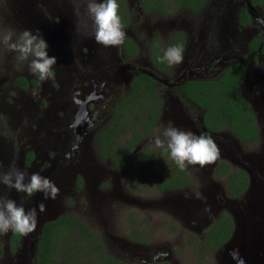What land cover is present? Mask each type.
<instances>
[{
  "label": "flooded vegetation",
  "instance_id": "1",
  "mask_svg": "<svg viewBox=\"0 0 264 264\" xmlns=\"http://www.w3.org/2000/svg\"><path fill=\"white\" fill-rule=\"evenodd\" d=\"M207 1L210 11L202 13L186 11L191 17L190 20L188 19L190 22L178 24L171 33L181 32L183 36L178 41L182 43L179 47L183 49V61L176 70L179 77L173 80L174 83L169 85L166 80H157V75L164 74L152 66L148 53L146 55L147 64L152 69V72L147 73L156 82L159 81L167 87V90L161 93L163 104L155 125L156 129L160 126H174L182 130H190L197 136H210L217 144L220 153H224L227 145L234 148L232 153H227L231 158L221 160L218 158L214 163L203 168L197 165L200 171L206 174V180L211 179V172L218 179L213 173L216 165L222 160L227 161L229 165L233 164L236 160L233 155L240 154L241 150L227 131L207 130L204 125L206 110L196 106L180 92L181 85L187 81L221 83L234 75L231 69H240L241 82L237 91L252 108L258 129L253 145L241 143L244 147L250 146L246 148L250 150L259 144L260 153L264 155V17L254 0ZM79 4L80 0H0V37L11 31L13 39H16L26 30L33 35H41L49 45L48 54L57 58V64L53 69L54 79L41 82L29 71L28 62L21 63L16 58L17 53L8 51L0 45V70L8 68L11 73L7 72L10 76H6L2 70V75L0 74V166H2L0 171L27 168L25 182L31 174L38 173L52 182L55 180L62 193H64L63 188L66 189V179L70 177L76 195L84 192L89 183L95 182V185L101 188L99 190L101 199L113 194L121 196L127 190L128 194H125L121 201H116V204L119 202L128 204L131 196L127 186L131 180L134 181L137 166H143L146 157L136 158L138 164L134 168L131 166L129 168L128 162L120 167L112 165L100 155L98 135L113 118L114 108L120 98L130 90L133 78L141 73L139 71L135 74V66L144 65L145 62L142 58H137L136 65L125 64L135 59L127 53L129 51L127 37L119 47H105L96 43L92 27L86 24L83 26L82 34L78 36L73 34L69 39L71 32L76 30L70 10L84 12ZM129 16L131 21L132 17L130 14ZM255 41L258 44L253 47ZM134 45L136 55L139 57L141 47ZM5 80H11V88L2 83ZM244 83L249 84L250 94L255 98L254 102L249 103L241 93V86ZM74 86H80L84 91L81 88L75 89ZM34 88H37L35 94L44 96L42 99L37 96L32 100L26 96L25 90ZM5 132L10 134L8 142L6 141L8 136H3ZM22 135L27 138L23 139ZM29 135L31 139L28 138ZM151 138L133 145L129 156L133 155L135 158L141 150L145 151L144 146ZM146 153L149 154V150ZM248 158L249 156L242 157L241 161L245 163H240L242 167L239 168L247 172L248 186L238 198L229 197L225 191V198L222 200L217 197V191L210 187L211 182L205 184L206 192L201 191L198 198L185 196L184 189L191 182V166L185 169L188 173L187 185L163 190L168 195L177 194L180 211L188 213L189 220L194 224L193 230L202 234L200 239L225 211L230 215L233 227L241 231L239 234L242 239L253 234L264 241V227L261 226L264 223L263 199L255 190L251 198L247 196L252 181L260 184L259 190H264V187H261L264 184L260 179L254 178L251 171H247ZM166 161L171 165L173 160L170 155H167ZM1 186L7 188L2 184ZM5 193H9L8 198L16 196V203L21 200L20 193L14 189L7 188ZM21 194L31 204L48 200L39 192L31 197L25 193ZM88 195L92 199L94 196L93 203L103 206L101 200L99 202L97 195L90 189ZM183 197H185L184 201ZM257 200L260 203V212L255 216L254 224L245 217L247 203ZM236 203L239 204L238 209L234 207ZM46 204L49 208L47 202ZM145 205L142 203L141 206ZM233 212L239 214L240 220L234 218ZM56 213L62 216L60 212ZM87 225L103 236L108 248L121 252L122 256L112 253L114 257L129 264H141V262L142 264L163 262L175 264L174 253L162 252L164 247L160 249L162 246L158 244L135 242L131 237L130 243L127 244L122 239L101 232L100 222L94 224L88 222ZM14 235L17 233L12 231L2 235L0 264H31L30 259L22 254L24 245L21 235L19 234L18 240L14 239ZM231 237L215 252L222 249L232 239ZM242 251L238 248V255H241ZM33 258L38 264L37 256Z\"/></svg>",
  "mask_w": 264,
  "mask_h": 264
},
{
  "label": "rangeland",
  "instance_id": "2",
  "mask_svg": "<svg viewBox=\"0 0 264 264\" xmlns=\"http://www.w3.org/2000/svg\"><path fill=\"white\" fill-rule=\"evenodd\" d=\"M97 2H102V0H97ZM254 2L261 9L262 15L264 17V0H254ZM117 3L119 5L118 14L121 19H127L128 14H130L132 17V20L129 21V23H127L125 26H122L123 30L126 33L125 37H129L134 42V44L141 47L140 56L138 57L136 53L130 55L135 59L131 63L125 62V64H129V66L136 65L137 62L135 60H137V58H142L145 64H137L138 66H135L134 69L135 74H137L139 71L141 73L152 72V69L147 64L148 60L146 59L147 53L149 57L150 46L152 44H157L165 52V50L171 46L172 31H174V29L178 27V24L182 23L181 25H183L184 23L190 22L189 20L191 19V17L188 16V12L186 11H176L174 13H171V11L169 10L164 14L161 11L156 12V14H145L142 11L141 3L139 2V0H117ZM79 5L84 12H71L70 10L71 19L73 25L76 26V30L71 32V36H69V39L73 34H75L76 36L82 34V31L84 29L83 26H85V24L92 27L91 21L85 14L84 3L81 2V0ZM208 11L210 10L207 6V10L205 12ZM178 66L179 65L171 66L169 69V73L164 74L163 76L157 75V80H166V82L171 85L175 82L173 80H177L179 77V74H176ZM191 69L194 70L193 68ZM2 70L4 71V74L6 76H10L7 74V72L10 73L8 68H2L0 70L1 75ZM194 72L196 73L195 70ZM12 76L13 75H11V77ZM2 83L7 84L9 88L12 87L11 80H5ZM157 85H160L164 92L167 90V87L161 82L158 81ZM74 87L75 89L81 88V90L84 91V89L80 86ZM36 90L37 88L25 90L26 96L32 98V100L37 96L42 99L44 96L37 93L34 94ZM241 93H243L249 103L251 101H255L253 95L250 94L248 83H244L241 86ZM13 97H15V95H13ZM111 120L109 121L107 126L111 124ZM3 136H8L6 139V141L8 142L10 134H6L5 132L3 133ZM22 136L23 139L27 138V136L25 135ZM28 138L31 139V135H29ZM125 138H128L127 134L125 135ZM234 138L235 137H233L232 140H236L234 143L240 148L241 153H235L233 155V158L236 160L233 162V164H230L231 170H236L242 167L240 166V163H245L241 161L243 156L259 155L261 152L259 144L255 145V147L250 150L246 149L247 147H244L239 140ZM229 146L230 145H227L225 147L224 153H220V160L231 158L230 154L227 155V153H232V150H234V148L232 146ZM147 149L149 150L150 157L145 161V164L143 166H137V173L134 174V181L131 180L130 184H128L127 186L128 190L130 191L129 195L131 196L129 197L131 201L128 204H124L121 202L116 204V201H121V198L125 194H128L127 190L126 192H123L121 196L120 194H113L108 198L104 197L101 199V194L99 191L101 188L99 186H96L95 182L89 183V186H87L84 192L78 193L76 195V190L72 185L70 177H68L66 179V189L65 187L63 188L64 193L61 192V188L59 187V195L55 199L45 200L49 205L48 211L58 213L60 212L62 216H66V214L75 215L80 217L84 223L90 222L94 224V222H100L101 232H106V234L109 236H114L117 239H122L127 244H129L131 240L134 241L133 239L135 238L142 239L144 240L143 242H153L155 244H158L162 246L160 249L164 247V250H162V252L171 251L174 253L175 264H205V262L198 261L199 257H197V255L194 253L192 246L188 242V237H193L198 240L200 239L202 234L199 232L196 233V230H193L192 226L194 224L191 220H189L190 217L189 215H187L188 213L180 211L181 208L180 203L177 199V194L172 193L168 195V193H165L163 190H159L157 187L155 175L157 174V172L160 173L162 175L161 179L164 180L166 179L167 175V167L169 168L166 161V146L163 148H157L153 145L152 140H150ZM157 154H159L158 157L164 155L165 159L159 158L161 160L158 161L151 160V158H155ZM128 161L135 162L134 156H129ZM247 166L251 168L250 171L253 177L260 179L264 184L263 166L261 165L260 168H256L255 170L252 169L253 167H251V165ZM191 168V182L184 189V192L186 193L184 194L185 196L198 198V196L201 195V191L203 193L206 192V190H204L206 189L205 184L207 182H211L210 187L217 191V197L222 198V200L225 198V188L227 182L225 179H216L214 174H212L211 172V179L206 180V174L200 171L197 165L191 166ZM26 169H24L23 171H25ZM53 183L57 187L59 186L57 185L55 180ZM251 184L252 186L250 185L248 187L247 192V196H250V198L251 194L255 193V191L257 193L261 191L259 190L260 184H257L255 181H252ZM261 187H264V185ZM88 189H90L97 195L98 201L100 202L101 200L103 206H98V204L93 203V200H95L94 196L92 195V199L91 196L88 195ZM5 191H7V188H2L0 184V197L8 198L9 193H5ZM21 195L22 194L20 193L19 198L21 197V200L17 204H23L25 210L30 209V207L32 208L31 202ZM8 199L17 200V197L15 196ZM182 200L184 201L185 197H183ZM142 203L146 205L141 206ZM213 203L216 204V202ZM66 206L68 207L67 209ZM234 207L235 209H238L239 204L236 203ZM58 215L57 218L62 217ZM233 231L234 232L231 237L232 239L227 242L222 249L215 253H211L207 258V261L205 260L207 262L206 264H245L246 258L243 256L244 254L242 252L241 255L237 254L238 248L246 252L257 253V256H255L257 264H264V241H260L259 238L253 234L245 236L242 239L239 234V232L241 231L237 227H235ZM0 240H2V236H0ZM109 249L111 253L117 255L119 254L120 256H122L121 252L113 250L112 248ZM29 259L31 261V264H36L33 261L34 258Z\"/></svg>",
  "mask_w": 264,
  "mask_h": 264
},
{
  "label": "trees",
  "instance_id": "3",
  "mask_svg": "<svg viewBox=\"0 0 264 264\" xmlns=\"http://www.w3.org/2000/svg\"><path fill=\"white\" fill-rule=\"evenodd\" d=\"M206 1L140 0L142 11L145 14L159 11L164 14L169 10L171 13L176 11L202 13L207 10L208 1ZM129 21L128 14L127 19H121L122 26ZM180 38H183L181 32H174L171 37V46H182V43L178 42ZM126 42L129 50L127 53L135 54L136 47L132 40L127 37ZM257 44L258 42L255 41L253 47ZM163 56L164 51L159 45L150 46L149 58L152 66L160 73L167 74L171 66L166 61L162 62ZM231 71L234 75L221 83L187 81L181 85L180 92L196 106L206 110L204 125L207 130L227 131L240 142L253 145L258 129L251 107L237 91L241 82V70L234 68ZM163 92L160 85H157V82L145 73H140L133 78L129 92L120 98L114 108L111 124L98 135L100 155L106 162L119 167L128 162V167L134 168L138 164L136 158L140 159L145 156L148 160L150 157V154L146 153L148 143L144 146L145 151L141 150L140 154L134 158L135 162H129L128 156L133 145L141 140L150 139L156 134L155 125L161 114L163 104L161 93ZM166 151L169 155L167 147ZM158 156L159 154L151 160L165 159L164 155ZM168 166L166 179H161L162 175L158 172L155 175L158 189L162 191L187 185V171L181 170L174 161ZM128 167L127 170H129ZM214 173L217 178L227 181L225 191L229 197H240L248 186L247 172L241 169L231 170L229 163L225 160L219 162ZM233 229L230 215L223 211L201 239L188 237L189 244L199 257L198 261L206 264L209 255L232 236ZM18 236V233L14 235V239L18 240ZM135 241L143 242L138 238H135ZM37 260L38 264H129L113 256L98 231L88 227L80 217L67 214L43 226L39 238Z\"/></svg>",
  "mask_w": 264,
  "mask_h": 264
},
{
  "label": "clouds",
  "instance_id": "4",
  "mask_svg": "<svg viewBox=\"0 0 264 264\" xmlns=\"http://www.w3.org/2000/svg\"><path fill=\"white\" fill-rule=\"evenodd\" d=\"M85 6V14L91 21L92 34L97 43L105 47H119L125 39V31L118 14L117 0H81ZM0 45L8 51L17 53V59L28 62L29 71L35 74L39 81L54 79L53 69L57 58L48 54V43L41 35H33L23 31L16 39L10 31L0 37ZM169 66H176L183 61V49L170 46L162 57ZM35 94V93H34ZM157 148L167 147L169 155L175 164L184 170L188 166L199 165L201 168L214 163L220 155L215 141L207 135H195L190 130H182L174 126H160L151 138ZM2 167V166H0ZM27 173L12 168L0 171V184L19 193L31 197L34 193H42L45 199H55L59 188L47 177L33 173L25 182ZM37 208L43 213L46 208L43 203L36 208L25 210L23 204L15 200L0 197V236L9 231L27 236L35 231L37 226Z\"/></svg>",
  "mask_w": 264,
  "mask_h": 264
},
{
  "label": "water",
  "instance_id": "5",
  "mask_svg": "<svg viewBox=\"0 0 264 264\" xmlns=\"http://www.w3.org/2000/svg\"><path fill=\"white\" fill-rule=\"evenodd\" d=\"M143 73L150 75L147 72H143ZM248 163L254 169L260 168L261 165L263 166V169H264V155L262 153H260L259 155L249 156ZM250 169L251 168L247 167L248 172H250ZM261 191H263V192H261ZM261 191H259V193L261 194V199H263L262 204L264 205V194H263L264 190H261ZM40 203H43L45 205L46 210L43 212V214H40L39 209L37 208V226H36L35 231L32 232L31 234L27 235V236L21 235V240H22V243L24 245L22 254L27 258H33V257L37 256L39 238H40L43 226L46 223L53 222L57 219V213L53 212V211H48V207H47V204L45 201L33 203V204H31V206H32V208H36L37 205H39ZM259 204L260 203L258 202V200L257 201H251V202L247 203L248 209H246V217H245L246 220H250V221L254 222V220L256 219L255 216L258 214V212H260L259 211V209H260ZM30 209H31V207H30ZM233 215H234V218L236 220L239 219V217H238L239 214L237 215L236 212H233ZM259 220H261V218H259ZM254 224H255V222H254ZM261 226L264 227V223H262ZM255 236H258V235H255ZM242 253L244 254L243 256L246 258L245 264H257L256 257H255V256H257V253H251V252H246V251H242Z\"/></svg>",
  "mask_w": 264,
  "mask_h": 264
}]
</instances>
